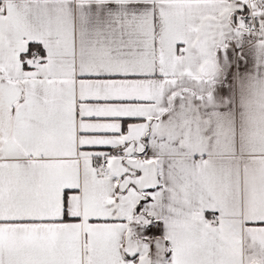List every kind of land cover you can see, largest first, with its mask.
Returning a JSON list of instances; mask_svg holds the SVG:
<instances>
[{"label":"snow or ice","instance_id":"1","mask_svg":"<svg viewBox=\"0 0 264 264\" xmlns=\"http://www.w3.org/2000/svg\"><path fill=\"white\" fill-rule=\"evenodd\" d=\"M0 264H264V0H0Z\"/></svg>","mask_w":264,"mask_h":264}]
</instances>
